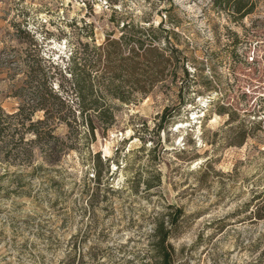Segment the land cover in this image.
<instances>
[{"label": "rangeland", "instance_id": "374dc122", "mask_svg": "<svg viewBox=\"0 0 264 264\" xmlns=\"http://www.w3.org/2000/svg\"><path fill=\"white\" fill-rule=\"evenodd\" d=\"M245 2L242 16L235 0H0L2 108L18 109L40 59L77 107L76 56L114 117L95 137L79 125L77 148L56 163L42 165L37 147L32 165L0 168V264H162L155 227L172 205L184 211L174 264H264V0ZM132 27L169 39L188 74L181 62L177 84L122 102L104 89L114 79L100 48ZM96 153L111 161L92 197Z\"/></svg>", "mask_w": 264, "mask_h": 264}, {"label": "trees", "instance_id": "16d2710c", "mask_svg": "<svg viewBox=\"0 0 264 264\" xmlns=\"http://www.w3.org/2000/svg\"><path fill=\"white\" fill-rule=\"evenodd\" d=\"M246 6L245 0H235V11L242 13V16L251 12ZM125 27L128 28V25L125 24ZM142 29L132 27L128 35L122 34L120 38L112 39L100 48L108 50L109 69L114 79L109 89H104L122 102H130L135 93H151L159 83H169V88L177 84V70L181 62L185 74H188L186 60L180 59V50L175 45H170L169 39V45L166 47L156 44L154 39L149 37L142 39L137 36ZM164 30L168 32L167 29ZM77 58H73L74 65L70 68L74 77L71 88L78 98L77 107L70 105V101L63 94L46 83L47 75L39 65L42 59L37 64L30 61L27 64L28 82L16 92L17 96L21 97L18 109L9 113L0 105V168L3 169L1 174L8 173V168L13 165H32L37 157V147L40 150L42 165L60 161L65 153L77 148L78 126L81 124L91 137L96 136L99 123L105 124V128L111 126L113 114L100 103L99 91L87 82L82 72L85 64L76 61ZM40 111L44 113V118L35 119L36 113ZM172 116L169 108H166L161 116L159 129ZM57 122L66 123L70 128L69 133L65 136L57 135V126H54ZM110 161V158H102L100 153H96L93 177L98 185L92 197L98 196L99 187L104 180V170L110 171ZM158 178L161 181L160 172ZM151 187L148 183L147 189ZM172 207L175 208L174 212L163 214L155 227V250L160 255L162 264H174L171 254L174 247L170 239L184 214L181 207Z\"/></svg>", "mask_w": 264, "mask_h": 264}]
</instances>
